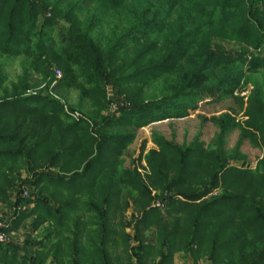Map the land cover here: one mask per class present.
Here are the masks:
<instances>
[{"label": "trees", "instance_id": "trees-1", "mask_svg": "<svg viewBox=\"0 0 264 264\" xmlns=\"http://www.w3.org/2000/svg\"><path fill=\"white\" fill-rule=\"evenodd\" d=\"M229 100L200 116L210 143L152 131L129 154ZM246 143L264 149V0H0V232L23 235L0 264H264Z\"/></svg>", "mask_w": 264, "mask_h": 264}, {"label": "rangeland", "instance_id": "rangeland-1", "mask_svg": "<svg viewBox=\"0 0 264 264\" xmlns=\"http://www.w3.org/2000/svg\"><path fill=\"white\" fill-rule=\"evenodd\" d=\"M8 72L10 74V80L12 81L16 80V75L19 74L20 72L18 61L8 64ZM252 86H253L252 84L248 86L249 90L252 88ZM249 90L248 92L246 91L245 93H243L242 96L249 94ZM70 101L71 103L77 102V97L75 93L72 94ZM231 103L232 101L230 100L219 104L201 103L200 110L193 113L188 118L177 121H166L157 126L153 125L147 128H143L138 132V139L131 146L129 154L132 155V159L138 156L142 142L146 139L150 140L152 131L159 132L168 139H175L179 144H183L184 142H190L191 140H193V138L196 135L199 134L200 131H202L203 134L202 139L205 142L210 143L217 132L216 127L212 123L203 124L201 117L210 118L215 115L216 116L220 115L221 113L227 111ZM237 139H238V132H235L228 140V147H233L236 144ZM147 146L148 149L154 147L151 141L148 143ZM243 153L247 155L248 162L250 163V165H252V167H254L257 161L263 157L264 149L253 147L252 145L246 143L243 146ZM7 211H8L7 208H4L3 206L0 205V225L4 224L2 218L6 217ZM24 233H25L24 230L20 231V234H24ZM7 236L10 240L12 239V237L17 240V238L21 239L23 235L20 236L17 235L18 236L17 237L16 234H10Z\"/></svg>", "mask_w": 264, "mask_h": 264}, {"label": "built area", "instance_id": "built-area-1", "mask_svg": "<svg viewBox=\"0 0 264 264\" xmlns=\"http://www.w3.org/2000/svg\"><path fill=\"white\" fill-rule=\"evenodd\" d=\"M56 73H57L58 78L62 77V73L60 71H57ZM0 227H4V225L1 224ZM9 240L10 239L8 238L7 234L0 232V244L1 243H7V242H9Z\"/></svg>", "mask_w": 264, "mask_h": 264}, {"label": "crops", "instance_id": "crops-1", "mask_svg": "<svg viewBox=\"0 0 264 264\" xmlns=\"http://www.w3.org/2000/svg\"><path fill=\"white\" fill-rule=\"evenodd\" d=\"M183 259L178 255L175 259V264H184L182 261ZM190 264V263H189ZM202 264H207V263H202ZM209 264V263H208Z\"/></svg>", "mask_w": 264, "mask_h": 264}]
</instances>
